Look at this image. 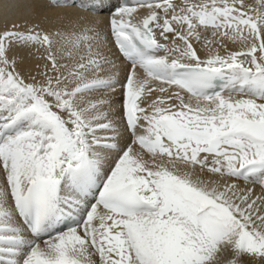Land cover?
<instances>
[{
	"label": "snow or ice",
	"instance_id": "1",
	"mask_svg": "<svg viewBox=\"0 0 264 264\" xmlns=\"http://www.w3.org/2000/svg\"><path fill=\"white\" fill-rule=\"evenodd\" d=\"M42 2L0 25V264H264V0Z\"/></svg>",
	"mask_w": 264,
	"mask_h": 264
},
{
	"label": "bare ground",
	"instance_id": "2",
	"mask_svg": "<svg viewBox=\"0 0 264 264\" xmlns=\"http://www.w3.org/2000/svg\"><path fill=\"white\" fill-rule=\"evenodd\" d=\"M45 8L46 5L42 0H0V25L7 19L19 22L40 19L44 15L51 17L65 11L64 9H48L45 11ZM109 15V13H105L101 18L107 21ZM256 191H260L259 187L256 188Z\"/></svg>",
	"mask_w": 264,
	"mask_h": 264
}]
</instances>
